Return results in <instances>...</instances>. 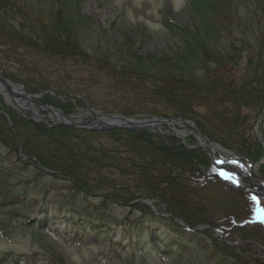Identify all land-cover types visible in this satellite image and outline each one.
Returning a JSON list of instances; mask_svg holds the SVG:
<instances>
[{
    "label": "rangeland",
    "instance_id": "obj_1",
    "mask_svg": "<svg viewBox=\"0 0 264 264\" xmlns=\"http://www.w3.org/2000/svg\"><path fill=\"white\" fill-rule=\"evenodd\" d=\"M190 2L79 0L76 16L78 43L73 38L68 52L62 57L44 52L39 45V48L29 45L31 34L39 37V31L48 23V17L44 16L48 14L46 7L41 19L36 17L40 16L39 8L42 7L37 0L30 13L23 7L11 12L8 7V11L0 12V73L11 77L7 78L22 85L23 89L26 86L34 88L40 82L48 83V90L39 97H32L40 103H46L43 98L56 91L82 97L85 101L75 102L76 108L70 115L84 112L90 106L98 114L122 115L138 120L159 118L161 111L167 107L158 104L157 99L149 98L147 93L153 89L154 82H159L160 75L149 69L145 74L147 77L140 76V80L126 85L114 75L117 71L109 70L96 58L107 49L122 58L131 51L135 57L133 61L148 62L149 56L162 60L173 55L176 58L181 42L166 26L165 20L194 30L201 18L193 12ZM211 5L215 7L207 13L211 24L209 28L202 29V36L213 33L215 40L209 43L213 52L222 54L225 59L231 57L225 67L228 75L239 77L251 65L257 70V76L262 75L264 69H257L249 61L255 58L256 53L264 59V0H249L247 3L244 0H214ZM35 69L41 71L39 77L33 75ZM9 95L23 97L27 106L32 104L30 99L18 92L11 91ZM0 96L4 104L15 105ZM34 108L38 117L47 119L48 123L54 122L49 119L54 115L52 112L37 103H34ZM259 116H252L254 131ZM81 119L90 121L94 117L91 113H82ZM76 124L77 127L83 126L80 121ZM186 127L180 121L175 124V129L179 131ZM161 132L180 143L188 138L173 135L167 127H161ZM191 138L193 145H197L196 139ZM211 143L232 151V155H239L218 141L211 140ZM202 151L207 156L209 171L219 182L210 185L211 192L209 195L205 192V196L208 199L210 196L212 200L216 196L218 201L227 198L230 207L227 204V208L221 210L211 208L204 220L197 221L194 227L207 225L216 230H186L170 219L163 203L149 197L136 200L145 205L142 208L128 210L124 206L108 205L105 210L98 198L80 194L73 196L74 192L65 180L50 175L30 179L25 195L17 192L23 187L19 184L21 175L32 177L34 170L18 168L17 178L6 182L7 190H15L17 197L10 200L11 194L4 201L2 198L9 192L0 193V264H264V223L258 222L264 204L259 199V205L254 204L253 195L245 190L229 189L217 176L218 171L206 150ZM216 156L220 155L217 153ZM8 159L10 161H3L5 167L12 165L14 158ZM231 168L233 171L226 165V170L232 173L245 170L239 166ZM199 179L206 177L201 175ZM71 200L75 201L74 208L78 212H85L72 214L65 204V201ZM149 210L156 215L167 216L181 231H176L177 227L168 223L157 225L158 228L153 226L152 230L144 232L124 228L129 223L134 224ZM87 213L89 218L84 217ZM36 218L40 219L39 223L35 222ZM108 221L113 227L109 234L105 230L92 236V223L107 226ZM162 229L172 237L171 240L157 236L156 233Z\"/></svg>",
    "mask_w": 264,
    "mask_h": 264
},
{
    "label": "trees",
    "instance_id": "obj_2",
    "mask_svg": "<svg viewBox=\"0 0 264 264\" xmlns=\"http://www.w3.org/2000/svg\"><path fill=\"white\" fill-rule=\"evenodd\" d=\"M37 1L42 7L39 8L40 16L36 17L41 19V13L45 12L46 7L48 14L44 16L48 17V23L39 31V37L31 34L29 45L40 46L44 52L62 57L68 52L73 38L78 43L76 16L79 0ZM211 1L214 0H191L193 12L201 18L194 30L165 20L166 26L181 42V50L176 58L173 55L162 60L149 56L148 62L133 61L131 51L122 58L115 51L107 49L108 51L100 52L96 59L109 70L117 71L114 75L126 85L140 80V76L147 77V70H153L161 79L154 82L153 89L147 94L149 98L157 99L158 104L167 107L159 116L188 119L210 140L218 141L239 155L257 161L264 156V147L257 139L251 119L252 116H258L264 108V73L257 76V70L251 65L239 77L235 75L232 78L228 75L225 67L232 60L231 57L225 59L222 54L213 52L209 45L215 40L213 33L208 32L202 36V29L209 28L211 24L207 13L215 9ZM34 6L35 0H0V12L8 7L11 12L23 7L30 13ZM233 11L232 8L231 15ZM42 41L45 43L42 44ZM254 57L250 59V64L263 70L264 59L260 57V53L254 54ZM32 73L39 77L41 71L35 69ZM48 88L49 84L44 82L38 83L34 88L25 87L29 93ZM60 97H64V101ZM43 100L68 114L73 113L76 108L75 102L85 101L82 97L60 91H56V95L47 94ZM245 110L250 112L246 113ZM259 130L264 137V118L259 123ZM102 138L105 139L101 141ZM192 139L186 138V144L193 145ZM8 157L14 159L12 165L5 167L3 161H10ZM207 160L202 150L186 148L172 136L148 130H87L64 125L49 127L28 120L11 106L4 104L0 96V193L9 192L2 198L4 201L11 194L13 196L10 200L16 198L17 192L27 195L26 190L33 177L50 175L65 180L73 190V196L80 194L98 198L102 209L107 210L108 205L124 206L128 210L142 208L145 205L136 200L149 197L163 203L170 216L194 227L197 221L204 220L211 208L221 210L223 207L227 208V204L229 206L227 198L218 201L216 196L214 200L205 196V192L208 195L211 192L210 185L219 183L209 171ZM18 168L34 170V174L28 178L21 175V190H7L6 182H13V177L17 178ZM259 173L264 176V164L259 166ZM201 175L206 179H199ZM65 204L72 214L85 212H78L74 208V200L65 201ZM84 217L89 218V213ZM38 220L40 219L36 218L35 222L39 223ZM137 221L124 228H136L139 232H144L166 223L178 226L167 216L156 215L150 210ZM93 224L90 227V233H94L92 236L105 230L109 234L113 228L111 221H108L107 226ZM176 231H181V228L177 227ZM156 234L162 239L172 238L166 235L164 229Z\"/></svg>",
    "mask_w": 264,
    "mask_h": 264
},
{
    "label": "water",
    "instance_id": "obj_3",
    "mask_svg": "<svg viewBox=\"0 0 264 264\" xmlns=\"http://www.w3.org/2000/svg\"><path fill=\"white\" fill-rule=\"evenodd\" d=\"M0 82H2L3 84L6 85L7 87V90L9 92L12 91V85L14 86H18L22 89V86L18 85L17 83H13L11 82L10 80H8L7 78H5L4 76H2L0 74ZM23 95L26 97V98H30L32 95H30L29 93L25 92L23 90ZM33 102L35 103H39L37 100H32ZM41 104V103H40ZM44 108L48 109L50 112H52L54 115L55 114H60V115H66V116H70V115H67L65 113H63L62 111H60L59 109L53 107V106H50V105H46V104H41ZM17 107H20L19 105ZM26 110L27 109H24V110H21L22 111V114L25 115L26 117H28L29 119H32L34 121H37V122H40V123H43L45 125H48L46 120L38 117L36 114H32L31 112V115H27L26 114ZM87 113H91L94 117L93 120H90V121H81L83 123V126L79 125L80 127H84V128H87V129H107V128H122V129H128V130H141V129H150L148 127H145L146 124H150V123H154V122H158L159 124H162V125H166V124H170L174 121V119H171V120H167V119H162V118H159V119H132V118H128V117H124L122 115H107V114H99L97 115L96 112L93 111V109L89 106L86 110ZM81 112H79L77 115L80 116ZM101 117H105V118H118L120 120H122L124 122V124H120V125H112V124H105L104 121H102L100 118ZM49 119H51V116H49ZM53 120V119H52ZM260 121V120H259ZM258 121V122H259ZM185 123L186 126H189L191 128V131L192 132H187L188 134L194 136L196 139L198 138H201L203 139L204 141V146H200L198 145L199 148L201 149H205L207 150V153L208 155L210 156V159L212 161V163L217 167L218 170H222L221 167H219L216 163H215V159H214V156L210 153L209 151V145H210V141L209 139L201 134L198 129L196 128V126L192 123H189V121L187 120H184L183 121ZM58 124H61V125H66V126H77V124L75 123H72V122H67V121H54L52 124H49V126H55V125H58ZM142 126V127H139V126ZM169 128V127H168ZM256 135L258 137V139L263 143L264 145V139L262 137V134L261 132L258 130V127L256 126ZM236 158H239V156H236ZM249 161V166H258L262 163H264V157L261 158L259 161L255 162V161H252V160H248ZM233 175L236 180H240L242 181L238 183H234V185H230L228 183L227 180H230V179H226L225 180V183L226 185L230 188V189H242V190H245L247 192H250L254 195H256V191L258 189V185L257 183H255L254 181L251 180V178H246L245 176H243L241 173L239 172H236L235 174H231ZM260 177V179H264V176H261V175H258ZM247 179V180H246ZM231 181V180H230ZM246 181V182H245ZM143 200V199H142ZM148 202H150L149 200H147L146 198L144 199ZM151 207L152 204L149 203ZM175 221L178 222L179 225H182L183 226V223L180 221V220H177L175 218H173ZM206 229V228H209V229H213V228H210L209 226H204L202 227V229ZM192 230H196L197 228H191Z\"/></svg>",
    "mask_w": 264,
    "mask_h": 264
},
{
    "label": "bare ground",
    "instance_id": "obj_4",
    "mask_svg": "<svg viewBox=\"0 0 264 264\" xmlns=\"http://www.w3.org/2000/svg\"><path fill=\"white\" fill-rule=\"evenodd\" d=\"M20 86H22V85H20ZM22 90L23 89H21L20 87L12 85V91L21 92L22 93L23 92ZM0 94H2L5 97L7 102H11V103L20 105L22 107H26L32 112V114H36V110L34 108V102H31L32 104L30 106H27L25 104V102H24V98L23 97H21L19 95H18V97L17 96H13L12 97L11 95L8 94V92L6 90V85L3 84L2 82H0ZM46 110H48V109H46ZM51 118L53 119V121H56V122L57 121H67V122H69L70 121V122L77 123V122L81 121V114H80V116L79 115L66 116V115L55 114V115H51ZM159 118L167 119V120L173 119L171 116H166V117L159 116ZM159 118H155V119H159ZM263 118H264V108L262 109L256 124H259L263 120ZM100 119L102 121H104L105 124H112V125L124 124V122L122 120L118 119V118L101 117ZM177 121L179 122L180 120H178V119L175 120L174 119V121L172 123L166 124V125L159 124L158 122L146 124L145 127H148L150 129H141L139 131L152 130V131H155L154 132L155 134L158 133L160 135H164L161 132V127H169V129L172 130V126H174V129L172 130L173 131V135H178L179 137L182 138L183 136L186 135V131L185 130L179 131V130L175 129V124H176ZM139 127H142V126L140 125ZM149 132H151V131H149ZM151 133H153V132H151ZM263 139H264V137H263ZM199 141H200L201 144L203 143V141L201 139H199ZM258 141L263 145V143L259 139H258ZM185 147L188 148V146H185ZM263 147H264V145H263ZM209 151L214 157H216V163L218 165H220L223 168V170L226 169V165H229L230 168L233 167V166H239L241 168H244L245 169L244 171H238V172H240L246 178H251L252 181L257 183L258 189L256 191V196L264 204V179H260V177L258 176L257 166H249V165H247L245 163H241L240 160H238L235 157H233V155L231 153H229V152L225 151V149L219 148L217 145H214V144H211V143L209 145ZM217 153L220 155L219 157L216 156Z\"/></svg>",
    "mask_w": 264,
    "mask_h": 264
},
{
    "label": "snow or ice",
    "instance_id": "obj_5",
    "mask_svg": "<svg viewBox=\"0 0 264 264\" xmlns=\"http://www.w3.org/2000/svg\"><path fill=\"white\" fill-rule=\"evenodd\" d=\"M220 175L225 178V179H230L232 183H238V181L236 180V178L228 173H220ZM252 201L254 204L259 205L260 201L257 199V197L253 196L251 197ZM260 223H264V209L261 210V215H260V219L259 221Z\"/></svg>",
    "mask_w": 264,
    "mask_h": 264
}]
</instances>
